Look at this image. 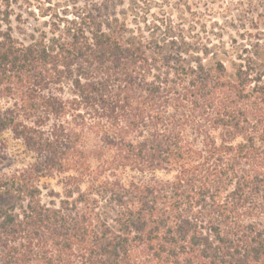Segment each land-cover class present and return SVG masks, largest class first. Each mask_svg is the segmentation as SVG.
Instances as JSON below:
<instances>
[{"label":"trees","instance_id":"16d2710c","mask_svg":"<svg viewBox=\"0 0 264 264\" xmlns=\"http://www.w3.org/2000/svg\"><path fill=\"white\" fill-rule=\"evenodd\" d=\"M10 6L0 131L36 159L0 175V264H264V60L92 15L21 42Z\"/></svg>","mask_w":264,"mask_h":264},{"label":"rangeland","instance_id":"374dc122","mask_svg":"<svg viewBox=\"0 0 264 264\" xmlns=\"http://www.w3.org/2000/svg\"><path fill=\"white\" fill-rule=\"evenodd\" d=\"M9 9L12 34L21 42L92 15L95 21L124 18L133 28L156 25L161 37L165 28L172 27L199 46V51L204 45L209 47L227 68L239 54L264 60V0H11ZM8 104L0 98V107ZM35 159L36 154L10 129L0 131V175L20 171ZM155 175L172 177L162 171ZM39 183L41 200L57 205L62 176L42 177Z\"/></svg>","mask_w":264,"mask_h":264}]
</instances>
